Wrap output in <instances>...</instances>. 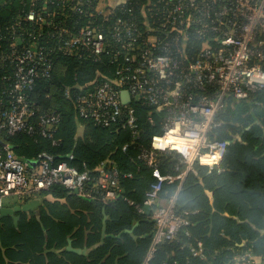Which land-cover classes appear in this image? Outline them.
<instances>
[{
	"label": "built area",
	"instance_id": "obj_1",
	"mask_svg": "<svg viewBox=\"0 0 264 264\" xmlns=\"http://www.w3.org/2000/svg\"><path fill=\"white\" fill-rule=\"evenodd\" d=\"M119 4L120 0H30L29 10L4 26L7 37L4 49L0 42V66L11 74L2 77L9 89L6 99H0V130L10 135L36 132L51 139L58 114H39L27 93L39 78L50 77L52 54L83 59L109 56L111 63H117L113 78L98 76L78 86L73 101L78 116L102 127L125 129L134 139L141 130L131 103L151 109L145 123L155 132L136 156L153 178L142 203L121 197L120 174L111 162L99 166L91 177L67 161L54 162L46 152L29 165L8 144L0 143V206L7 198L26 200L55 185L103 205L121 197L138 214L149 209L153 236L143 262L148 264L156 247L164 240H177L178 231L189 226V216L197 213H177V191L162 199L163 185L179 187L188 174L197 176L200 167L206 173H221L227 143L218 133L225 124L221 114L227 98L248 100L264 87V0H157L146 4L150 14L142 22L143 30L120 17L108 22ZM76 14L88 21L74 29L66 20ZM94 14L102 17L100 25L91 20ZM3 35L0 27V40ZM190 37L202 41L192 55L186 53L192 50L186 49ZM122 91L128 93L127 104L122 102ZM64 94L69 96L68 88ZM126 149L124 145L122 151ZM159 156L176 158L172 173L161 172ZM190 252L202 257V242L197 241ZM226 264L264 261H256L246 249Z\"/></svg>",
	"mask_w": 264,
	"mask_h": 264
},
{
	"label": "trees",
	"instance_id": "obj_2",
	"mask_svg": "<svg viewBox=\"0 0 264 264\" xmlns=\"http://www.w3.org/2000/svg\"><path fill=\"white\" fill-rule=\"evenodd\" d=\"M154 2L157 0H120L108 22L120 17L136 22L143 30L142 22L150 14L146 4ZM128 7L133 9L131 14L126 12ZM29 8L30 0L0 1V27L4 34L0 40L2 49L7 37L4 26L13 23L15 17ZM57 18L66 20L61 15ZM91 20L100 25L102 17L94 14ZM87 21V17L77 14L66 20L68 26L74 29ZM201 43L190 37L186 49L192 50H186V53H196ZM52 62L50 77L39 78L27 93L39 114H58L59 122L52 138H42L36 132L10 135L0 130V143L8 144L14 155L29 165L35 163L38 154L46 152L54 162L67 161L79 171L86 170L91 177L97 175L99 166L111 162L120 174L119 185L124 190V196L140 205L153 182L150 169L136 158L139 147H146L149 136L155 132L154 127L145 123L151 109L141 102L131 103L141 130L137 139L125 129L113 125L102 127L89 117H80L73 101L77 87L98 76L113 78L117 63H111L109 56L104 54L98 59H83L59 52L52 54ZM10 74L11 70L0 66L2 100L6 99L9 89V82L2 77ZM67 88L69 96L64 94ZM150 114L156 118L155 113ZM221 116L225 124L219 138L227 143L221 161L223 170L219 174L206 173L204 187L196 183L194 175L185 177L176 196L175 210L177 213L196 210L197 213L189 216L190 224L178 231L177 240H164L156 247L148 264H226L246 249H250L254 256L264 258V234L260 236V232L264 233V87L248 100L237 102L227 98V107ZM228 132L237 136L233 139L227 135ZM124 145L127 149L122 151ZM69 156H72L71 160H68ZM158 162L161 172L172 173L176 158L159 156ZM197 170L200 174L205 173V168ZM241 171L245 172L243 183ZM175 189L176 184L163 185L161 198L171 195ZM207 191L211 192V201ZM46 194L64 199L65 203L45 202L40 222L30 217L25 228L14 227L10 217L0 215V250L28 256L40 252L38 260L41 264H143L153 236L149 209H144L142 215L145 216H137L134 208L121 198L114 205L104 206L98 201L77 197L60 185L53 186L40 196ZM103 209L106 234L117 235L138 221L133 234L105 237L87 255L66 250L58 254L42 252L45 242L47 248L55 249L66 247L68 240L72 248L90 247L99 242ZM43 230L46 231V241ZM197 241L203 245L202 257L192 256L190 252Z\"/></svg>",
	"mask_w": 264,
	"mask_h": 264
},
{
	"label": "crops",
	"instance_id": "obj_3",
	"mask_svg": "<svg viewBox=\"0 0 264 264\" xmlns=\"http://www.w3.org/2000/svg\"><path fill=\"white\" fill-rule=\"evenodd\" d=\"M0 1H2V0H0ZM226 107H227V102H226ZM78 129H79V132H81V128L78 127ZM220 133H222V132H219L218 136L220 135ZM227 135L232 137L233 139L237 136L236 134H232L231 132H228ZM175 163H177V160H176ZM240 173L242 175L241 182L243 183L244 182V178H245V172L241 171ZM206 175H207L206 174V170H205L204 174L198 173L197 176L194 175L196 183L200 187H204L203 179H204V177ZM179 189H180V186L179 187L176 186L175 191H177V193H178ZM242 189H244V186H242ZM122 191H123V194H121V197L124 196V190L121 188V192ZM247 191L249 193L253 192L252 190H247ZM206 194H207L209 200L211 201V199H212L211 192L207 191ZM117 200H115L114 202H111V203H109L107 205H104V206L114 205V203ZM56 201L60 202L61 204L65 203L64 199H55L50 194L41 195V196L39 195V196H35L33 198H29V199L22 200V201H19V200L15 199V198H7V199L4 200L3 204L0 206V215L1 216L10 217L14 227H19L20 226V227L25 228L28 225V223H29L30 217H34L36 221L40 222L41 210L45 208V202H56ZM160 204H163L162 201L160 202ZM2 210H4V211L2 212ZM135 213L137 214V216H145V215H142V214H138L137 212H135ZM105 221H106V216H105L104 209H103L102 210V220H101L102 225H101V230H100L99 242L93 244L90 247L72 248L71 245H70V242L68 240V245L66 247L61 248V249H55V248H51V247L47 248L46 247V242H45L43 247H42L43 248L42 252L43 253H54V254H58V253H60L63 250H66V251H69V252H73V251H70V250L67 249L69 247L71 249L80 250V251L89 250L85 254V255H87L90 251H92L93 249L98 247L103 242L105 237H111L112 236V238H117L122 233H126L125 231H129V230L131 232H129L127 234L131 235V234H133V231H134L135 227L138 225V221H135L131 225V227L129 229H125V230L121 231L120 232L121 234L119 233L120 235L119 234L112 235V234H106ZM103 225L105 226V236L101 240V237H102L101 236V231H102ZM43 234L45 236V241H46V231L45 230H43ZM263 234H264L263 232H260V236H262ZM240 245H242V244H240ZM39 253L40 252H35L33 255L28 256V255H24V254H21V253L20 254H16V253H13V252L8 254L5 251L0 250V259L2 260V264H41V262L38 260ZM73 253H76V252H73ZM76 254H81V253H76ZM81 255H84V254H81ZM254 258H255L256 261H264L263 260L264 258H262V257L254 256ZM45 264H47V263L45 262Z\"/></svg>",
	"mask_w": 264,
	"mask_h": 264
},
{
	"label": "water",
	"instance_id": "obj_4",
	"mask_svg": "<svg viewBox=\"0 0 264 264\" xmlns=\"http://www.w3.org/2000/svg\"><path fill=\"white\" fill-rule=\"evenodd\" d=\"M121 99H122V102L123 103H125V104H127V103H129V96H128V93H127V91H122L121 92ZM121 194H123V191L121 192ZM4 210H2V212H3ZM126 233H129V232H131L130 230L129 231H125ZM121 234V233H120ZM119 234V235H120ZM101 240L103 239V237L105 236V226L103 225V227H102V231H101ZM112 237V236H111ZM68 250H70V251H73V252H76V253H81V254H86L87 253V251H89V250H82V251H80V250H74V249H71V248H67Z\"/></svg>",
	"mask_w": 264,
	"mask_h": 264
}]
</instances>
